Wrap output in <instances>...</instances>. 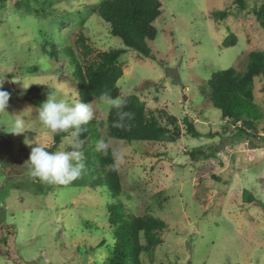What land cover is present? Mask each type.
<instances>
[{"label":"rangeland","instance_id":"1","mask_svg":"<svg viewBox=\"0 0 264 264\" xmlns=\"http://www.w3.org/2000/svg\"><path fill=\"white\" fill-rule=\"evenodd\" d=\"M101 1L0 0V80L11 93L0 113V264H105L114 229L107 209L115 204L166 224L162 243L142 254L141 264H264V79L253 81L262 119L257 135L247 139L206 98L213 73L243 72L248 54L264 51V31L252 14L264 0H246V11L231 0H158L157 36L148 42L155 60L132 51L119 58L117 99L136 95L161 125L174 119L169 128L177 135L170 142L130 144L107 138L121 194H111L95 176L86 184L59 185L30 175L31 148L54 144L53 132L39 122L40 105L49 95L77 100L72 67L61 56H47L39 31L54 36L58 49L69 47L80 66L97 53L123 49L90 10ZM221 11L228 16L217 21ZM229 34L236 42L224 47ZM79 37L92 54L83 55ZM89 103L92 120L104 125L113 105L98 98ZM21 117L28 130L13 134ZM185 118L200 137L186 133ZM98 130L106 134L105 126ZM64 138L54 152L71 150ZM244 192L253 203L244 202Z\"/></svg>","mask_w":264,"mask_h":264},{"label":"trees","instance_id":"2","mask_svg":"<svg viewBox=\"0 0 264 264\" xmlns=\"http://www.w3.org/2000/svg\"><path fill=\"white\" fill-rule=\"evenodd\" d=\"M238 11H246V0H231ZM27 10H32L30 3ZM92 14H97L110 26V34L122 41L123 49H115L96 54V60L85 66H80L69 47L58 49L54 40L42 35V49L50 59L56 60L61 56L68 60L72 67V78L77 88V99L89 103L94 98L100 99L102 93H109L112 99L119 97L117 82L122 77V68L119 58L128 51L137 55L155 60L148 48V42L155 40L157 30L153 25L160 17L162 4L158 0H103L97 6H93ZM252 14L260 28L264 31V3L254 8ZM217 21L227 18L228 13L221 11L214 15ZM52 30V29H51ZM236 37L229 34L222 42V46H234ZM77 44L83 49V55L88 56L92 51L84 45L82 37L77 39ZM47 48H50L48 51ZM264 79V51H252L247 56V64L243 72L233 68L213 73L206 83L209 103L221 112L222 120L229 122L236 129L240 138H249L257 135L256 128L261 121L259 108L253 99V81L255 78ZM33 92V89L30 90ZM264 93V83L262 86ZM121 101L124 102L120 109L110 107L106 122L97 123L91 120L81 128L79 140L83 143L80 151L83 152L86 176H80L77 183L86 184L88 179L96 178L98 184L106 186L113 195L121 194V184L118 172L114 164V158L110 149L106 154L97 151V141L101 138L114 139L126 143L133 142H161L176 140L177 133L169 128L175 122L161 125L153 115L146 113L145 105L136 95H128ZM119 112H130L132 117L120 121ZM117 122L123 123V127L114 126ZM186 133L192 138L200 137L192 122L184 119ZM175 125V124H174ZM99 126H105L106 134L102 136ZM74 130L69 129L62 133H53L54 144L47 149L54 152L56 146L66 135ZM178 139V138H177ZM199 150L193 151L192 155ZM195 158V157H194ZM73 181V182H75ZM38 191L40 190L37 186ZM243 200L253 203L250 194L244 192ZM108 219L113 229V242L110 244V252L105 264H141L140 256L150 254L162 243L160 233L166 228L165 222L159 218L143 215L132 216L125 213L121 204H115L108 209ZM8 226V225H6ZM102 242L99 246H102Z\"/></svg>","mask_w":264,"mask_h":264},{"label":"clouds","instance_id":"3","mask_svg":"<svg viewBox=\"0 0 264 264\" xmlns=\"http://www.w3.org/2000/svg\"><path fill=\"white\" fill-rule=\"evenodd\" d=\"M4 80H0V113L7 111L11 93L3 88ZM100 99L108 101L115 108L120 109L124 102L112 99L110 94L102 93ZM120 121L131 118L130 112H119ZM94 117V109L91 103L80 100H69L49 95L46 102L40 105L38 111L39 122L53 133H62L69 129L74 131L71 136L65 137L71 150H58L50 152L45 146L36 144L31 148L29 159V173L32 177L41 181L59 185H69L77 180L85 168L83 152L79 151L82 141L79 140L81 128L87 125ZM117 122L114 126L123 127V123ZM12 133L20 134L28 130L27 121L24 118L16 119L12 124ZM75 138V139H74ZM97 151L106 154L110 143L101 138L97 141ZM117 160L121 159L119 153H113Z\"/></svg>","mask_w":264,"mask_h":264}]
</instances>
